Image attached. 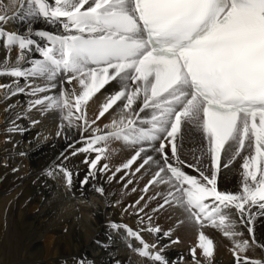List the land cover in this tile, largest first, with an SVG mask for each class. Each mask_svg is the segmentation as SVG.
Listing matches in <instances>:
<instances>
[{"label": "snow or ice", "instance_id": "snow-or-ice-1", "mask_svg": "<svg viewBox=\"0 0 264 264\" xmlns=\"http://www.w3.org/2000/svg\"><path fill=\"white\" fill-rule=\"evenodd\" d=\"M17 18L29 24L42 19L62 32L8 30L6 25ZM0 42L9 51L17 49L15 60L6 56L0 61V76L12 78L0 89L15 96L30 88L35 96L61 83L57 94L31 101L30 108L58 110L62 128L87 132L96 123L87 118L89 101L106 85L118 83L119 90L106 98L96 119L114 106L120 107V119L105 126L110 131L84 137V146L72 153H96L85 160L90 171L81 183L87 184L97 170H108L101 161L107 158L109 141L139 145L123 168L151 148L160 161L147 155L140 165L159 163L150 183L168 185V196L201 229L210 224L233 239L235 264H264L243 254L257 243L253 221L264 216V0H0ZM32 51L42 58L29 60ZM35 79L46 81L45 86L28 83ZM63 79L71 87L64 88ZM185 131L202 134L191 161L181 159ZM237 159L242 160L238 188L220 190L221 169ZM185 166L196 174H188ZM62 171L71 185L73 173ZM96 190L103 193V188ZM240 225L247 227L251 244L235 239L243 235L237 231ZM111 227L124 228L140 241L135 249L139 256L169 264L140 231ZM197 247L211 264L215 242L203 230L191 249L201 264Z\"/></svg>", "mask_w": 264, "mask_h": 264}, {"label": "bare ground", "instance_id": "bare-ground-1", "mask_svg": "<svg viewBox=\"0 0 264 264\" xmlns=\"http://www.w3.org/2000/svg\"><path fill=\"white\" fill-rule=\"evenodd\" d=\"M4 2L8 3L9 0ZM6 27L17 32H26L28 27L33 32H62L59 25L46 23L42 19L32 20L29 24L27 20L17 18ZM33 38L43 44L41 38ZM6 56L15 60L17 49L9 51L0 42V61ZM40 58V53L36 51L28 56L29 60ZM11 82V77L0 76V84ZM20 83L23 85L25 81L21 79ZM28 83L33 87H43L46 81L35 79ZM73 85H76L75 81ZM62 86L71 87L66 79H63ZM76 87L79 91V86ZM60 90L61 83L57 88L35 96L30 88L15 96H9L6 89H0V199L14 190L18 196L7 214V225L13 213L18 221L12 223V227H7L2 243L6 242L4 253L8 255L0 264H69L73 261L74 264H160L139 256L135 249L141 246L140 241L129 237L124 228L114 229L112 224L128 225L140 231L144 241L155 245L152 251H160L169 264H196L191 249L197 246L198 232L203 230L215 242L211 264H235L233 239L226 238L222 230L210 224L201 229L189 218L185 208L168 196L171 190L168 185L150 183L159 163L140 165L147 155L160 161V154L151 148L129 168H123L122 165L135 154L139 145L111 140L107 145V158L101 161V165L108 164V170H97L94 177H89L87 184L81 183L90 171L85 160H91L96 153H72L84 146V137L110 131L111 128L105 126L120 119L122 113L119 106H114L104 117L96 119L106 98L118 91L119 85L117 82L106 85L89 101L87 118L90 123L92 120H96V123L87 132L62 128L58 110H45L42 106L30 108L31 101L45 95H55ZM141 115L147 116V112ZM96 128L102 132L96 133ZM183 136L181 159L186 157L191 161L192 151L201 146L202 134L199 131H185ZM241 164L242 160L237 159L228 168L221 169L218 176L220 190L238 188ZM62 169L73 173L71 185L67 183ZM184 170L188 174H196L194 169L186 166ZM98 188H103L102 194L96 190ZM47 196L51 207L47 203ZM165 198L170 203L165 204ZM157 227L159 232L149 231ZM252 228L256 244H251L245 225L237 228L243 235L235 239L250 241L251 246L244 255L264 260V247H260L264 245V216H257ZM8 243H12L11 248ZM196 256L201 264H209L198 247ZM7 259L13 262L9 263Z\"/></svg>", "mask_w": 264, "mask_h": 264}, {"label": "rangeland", "instance_id": "rangeland-1", "mask_svg": "<svg viewBox=\"0 0 264 264\" xmlns=\"http://www.w3.org/2000/svg\"><path fill=\"white\" fill-rule=\"evenodd\" d=\"M13 134H16V132H14ZM53 167V166H52ZM19 189V188H18ZM17 189V190H18ZM16 190H14L13 192H11L10 194H7V196H4V198H3V196H2V198L0 199V262H2L3 260L5 261V258H6V256L8 255V254H6L5 255V244H6V242H4V243H2V240H5V233H6V230H7V227H8V225H9V228L10 227H12L13 225H12V223L13 224H16L17 223V217H16V215L14 216V213L12 214V217L10 218V220H9V224L7 225V218H8V216H7V214H8V212H9V210H10V208H11V206H13L14 205V201L18 198V196L16 195V193L17 192H15ZM15 193V194H14ZM13 194V195H12ZM12 195V196H11ZM19 195V194H18ZM1 197V196H0ZM48 197L49 196H47L46 198V200H47V203H48V205L51 207V202L48 200ZM7 199H9V200H7ZM15 220V221H14ZM14 221V222H13ZM15 228V227H14ZM13 228V229H14ZM4 236V237H3ZM33 235H31V237H32ZM19 242V240L17 241V243ZM12 243H8V246L11 248L12 247V245H11ZM1 248H3L2 250H1ZM2 255V256H1ZM7 261L10 263V262H13L12 260H8L7 259ZM75 263V261H73V262H69V264H74Z\"/></svg>", "mask_w": 264, "mask_h": 264}]
</instances>
